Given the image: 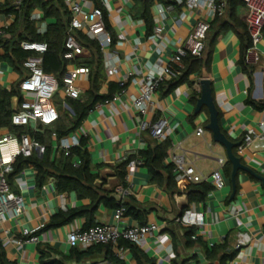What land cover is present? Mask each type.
I'll list each match as a JSON object with an SVG mask.
<instances>
[{
    "label": "crops",
    "instance_id": "crops-1",
    "mask_svg": "<svg viewBox=\"0 0 264 264\" xmlns=\"http://www.w3.org/2000/svg\"><path fill=\"white\" fill-rule=\"evenodd\" d=\"M161 4L166 5L160 0H111L108 22L114 44L102 53L100 94H116L118 81L128 72L137 68L141 73L135 76L137 82L127 84L126 94L118 101L94 107L71 133L84 141L89 151L90 172L97 193L101 197L124 200L139 214L138 218L125 215L117 221L116 209L102 201L96 208L94 223L116 224L120 228L141 223L156 224L158 231L149 233L140 244H135L134 249L124 246V258L116 256V250L107 245L92 246L91 250V247L70 246L67 240L70 227L84 228L86 217H78L59 228L40 230L37 242L17 243L15 239L23 237L25 228L47 224L60 210L85 208L92 203L91 196L58 193L52 182L32 188L36 178L35 172L31 171L25 178L28 188L23 192L26 210L18 217L0 221V245L7 264H264V182L257 177L239 171L237 192L231 197L233 186L225 164V187L220 190L213 187L204 199L197 200L202 196L203 183L212 185L210 182L178 181V189L173 192L154 181L145 164L127 172L125 184L118 175L117 167L124 159L156 144L167 145L163 166L172 165L170 153L173 150L183 151L187 161L203 176L218 168V158L227 159L224 147L215 143L212 133L207 130L208 108L195 113L203 78L212 82L220 124L231 140L244 143L246 133L250 129L261 133L264 123V107L259 106L264 104V37L257 46L259 57L247 59V72L240 63L242 39L246 34L243 27L246 8L243 5L231 6L222 19L215 23V18L210 21L201 73H190L188 80L173 88L169 81L164 82L154 97L149 116L135 110L129 99L138 92L142 75L149 67L163 68L168 63L178 45L193 31L202 13L186 10V18L178 22L184 9L176 6L174 11L166 12L162 21L163 35L153 40L155 18ZM147 6L152 29L142 16ZM0 16L8 25L15 20L13 14ZM223 24L228 25L223 27ZM4 37L9 35L0 30V40ZM118 40L123 41V45H118ZM4 53L0 46V54ZM117 57L120 74L112 78L107 73L106 62L116 61ZM24 75L25 70L18 71L8 61L0 59V86L11 89ZM60 95L63 98V94ZM194 96H197L195 102ZM15 100L13 96L11 104ZM60 113L61 116L65 114L64 111ZM161 119L167 120L168 124L165 136L157 139L150 129ZM145 121L147 127L143 128ZM198 127H203L205 132L197 135ZM237 152L246 165L264 176V139L254 137L249 145ZM160 171L166 175L164 169ZM16 189L19 190L18 186ZM191 227L196 228L193 240L198 236L201 242L188 243L187 232ZM160 236H166L168 241H161ZM241 242L244 243L238 247ZM219 246L226 247L213 254V247ZM135 248L139 251L138 257ZM224 254L232 256L223 261Z\"/></svg>",
    "mask_w": 264,
    "mask_h": 264
},
{
    "label": "built area",
    "instance_id": "built-area-1",
    "mask_svg": "<svg viewBox=\"0 0 264 264\" xmlns=\"http://www.w3.org/2000/svg\"><path fill=\"white\" fill-rule=\"evenodd\" d=\"M180 7L184 9L179 14L178 22L186 18V10L201 11L200 19L197 21L193 31L187 38L178 45L175 53L170 57L168 63L163 68L149 67V70L142 75L138 85V92L129 99L135 110L145 116H149L150 107L154 103V97L162 84L178 78L184 68V60L188 56L201 57L206 50V39L210 30V21L217 16H223L227 10L229 0H175ZM245 3L246 18L245 22L251 38V47L247 52V59L251 56H258V45L264 37V0H241ZM70 21L66 32L64 58L68 60L67 70L62 78V85L53 74L45 72L43 67V54L47 51L48 45L45 42L24 40L21 42V48L26 51L36 53V56L28 57L23 66L26 74L20 81V97L15 95V101L12 105L13 114L11 116V125L20 129L11 131L9 127H0V221L12 219L20 216L26 210V200L24 191L28 186L25 178L31 171H36L32 167H26L16 173L11 178L10 175L15 171L14 163L19 156L28 158L33 155L43 156L47 152V145L37 136L45 135L47 129L50 130L52 140L51 158L62 154L69 157L75 147L81 146V140L76 135H66L58 137L54 127L61 118V113L54 103V96L58 92L63 94L64 107L73 115L74 112L68 104V99H79L85 90V85L90 79V68L79 62L90 56V50L84 45L83 37L89 40L97 41L102 53L114 44L112 32L107 27L105 12L107 15L111 12V0H65ZM176 5L161 4L159 6V15L155 18L154 34L152 39L161 37L164 33L162 21L166 17L167 11H174ZM31 20L35 22L38 33L47 31L48 23L44 19L41 11L35 10L31 15ZM9 27L4 23L0 16V30L6 33ZM118 45H123V41L118 40ZM119 58L116 61H107V73L110 77H116L120 74L118 65ZM141 71L137 68L128 72V74L118 81L119 91L111 98L97 102L94 107H101L111 102H116L120 97L126 94V87L129 82H137L135 76ZM167 120L161 119L153 123L151 134L157 139L165 136V127ZM143 128L147 127L146 121L143 122ZM197 135L205 132L203 127L197 128ZM254 137L264 139V123L261 124V133L257 134L255 130L250 129L244 138V143L240 147L249 145ZM170 161L173 165V172L176 180L200 183L210 182L217 190L223 189L226 185V178L223 168L227 162L225 157L217 159L218 168L213 170L208 176H203L196 168L187 161L185 152L172 151ZM143 164L141 158L133 159L127 165V172ZM74 167H79L80 162L75 160ZM12 179V181H11ZM48 182L55 184L53 178ZM45 183V184H46ZM18 186L19 190H15ZM30 187V186H29ZM37 187V184L31 186ZM30 187V188H31ZM13 188V189H12ZM125 216V207L116 209L115 217L120 221ZM46 224L41 223L35 228H25L22 231L23 237L15 239L17 243L24 241L37 242V233L45 228ZM156 224H137L134 226L120 228L116 224L96 223L88 228L71 226L67 235L70 246L87 249L97 245H110L116 250V256L124 258L125 248L120 245V241H128L134 244H140L149 233L158 231ZM161 241H168L166 236H160ZM244 243L238 244V247ZM172 252V246L169 247ZM1 264V262H0Z\"/></svg>",
    "mask_w": 264,
    "mask_h": 264
},
{
    "label": "trees",
    "instance_id": "trees-1",
    "mask_svg": "<svg viewBox=\"0 0 264 264\" xmlns=\"http://www.w3.org/2000/svg\"><path fill=\"white\" fill-rule=\"evenodd\" d=\"M160 1L167 5L174 4L178 6V3L175 0ZM97 4L100 5L99 3ZM237 5L245 6V3L241 0H229L227 10L229 7ZM35 10L41 11L44 15V19L48 23L47 31L43 34L37 32L35 22L31 20V15ZM227 10L223 16H217L214 23L222 19L226 15ZM0 14L15 15V20L6 29V34H8L9 37H4L0 40V46L5 50L3 55L0 54V59L8 61L18 71H22V69L25 70L23 66L24 61L28 57L36 56V53L23 50L20 45L21 42L24 40L45 42L48 45V49L43 54L44 70L49 74H53L59 81L60 85H62V78L69 63L68 60L64 58L66 32L70 21V14L65 0H3L0 2ZM105 16L107 27L109 30H111L106 12ZM142 16L148 22L150 29H152L153 22L148 6L144 10ZM227 25L223 24V27H227ZM243 27L246 31V34L242 39L240 63L248 72L249 66L247 64V52L252 43L246 22ZM83 39L84 45L90 50L91 54L89 57L79 63L87 65L90 68V79L85 85L83 95L79 99H71L68 102L74 114L71 115L69 112L63 114L55 125L54 129L57 132L58 137L71 134L80 125L89 111L94 108L97 102L104 101L113 96L112 94H100L99 81L102 76V52L100 51V45L97 41L89 40L86 37H83ZM184 64L186 69L182 71V74L178 78L169 81L170 88H173L188 80V75L190 73H201L200 68L203 66V56H188L185 58ZM19 84L20 82L16 85H13L11 89H6L0 86V127L7 126L11 131L20 130L11 125V116L13 114L11 98L15 95H18L19 97L21 96ZM113 87L114 86L112 85L111 92ZM196 100L197 96H194L193 101L195 102ZM259 106L264 107V104ZM37 138L47 145V152L43 156L33 155L32 157L28 158L19 156L14 163L15 171L10 175V177L12 178L14 174L22 171L26 167H32L36 171L35 178L37 187H42L49 178H53L58 193L76 192L79 197L91 196L92 200V203L89 207L68 209L67 211L60 210L51 217L44 229L62 227L73 222L74 219L78 217H86V224L84 228L93 226L96 224L94 223V214L96 208L102 201L109 207L115 209L124 206L125 215H132L135 218L139 217L138 210L128 205L124 200L117 201L115 198H108L106 196L101 197V195L97 193V188L93 186L94 176L90 172V155L84 141H81V146L72 149L69 157H64L62 154H60L55 158H51L52 140L50 138V130L47 129L45 135L37 136ZM166 156L167 145L156 144L149 147L145 151H140L138 155L132 154L124 159L117 167L118 175L125 184L127 165L131 160L141 158L143 160V164L149 168V171L153 176V180L160 185H165L170 191L174 192L178 189V181L176 180L173 172V165H169L167 167L163 166V160ZM75 160L80 162L79 167L73 166V162ZM161 169L166 171V175L161 173ZM225 170L227 175L232 174L231 163H226ZM212 188V185L203 183L201 188L202 196H199L197 200L204 199L206 197L205 195ZM141 225H144V223H141ZM195 235L196 228H189L187 232L188 243L201 242V239L198 236H196V238L193 240ZM120 245L123 247L128 245L133 249L135 247L134 243L124 240L120 241ZM107 247L109 248L111 246L107 245ZM225 247L226 246H219V248L213 247L212 253L214 254L216 251L218 252L219 249H225ZM92 248L93 247L89 248V250ZM134 253L136 257L139 256V251L136 248ZM213 254H211V256ZM230 256L228 254H224L222 260L224 261L227 258H230ZM0 262L1 264H7L1 245Z\"/></svg>",
    "mask_w": 264,
    "mask_h": 264
},
{
    "label": "water",
    "instance_id": "water-1",
    "mask_svg": "<svg viewBox=\"0 0 264 264\" xmlns=\"http://www.w3.org/2000/svg\"><path fill=\"white\" fill-rule=\"evenodd\" d=\"M201 96L197 100L195 113H200L204 107L209 111V123L207 124V130L212 133L213 141L224 147L228 162L232 165L231 182L233 186V192L231 197H234L237 188L236 180L239 171H245L251 175L257 177L264 182V176L256 173L244 162L243 158L238 154L237 149H240L242 142H234L231 140L226 132L222 129L219 119V109L214 98L212 90V82L210 79L203 78L200 81Z\"/></svg>",
    "mask_w": 264,
    "mask_h": 264
},
{
    "label": "rangeland",
    "instance_id": "rangeland-1",
    "mask_svg": "<svg viewBox=\"0 0 264 264\" xmlns=\"http://www.w3.org/2000/svg\"><path fill=\"white\" fill-rule=\"evenodd\" d=\"M53 100H54V103H55L56 107L58 108V110L64 111V113H68V110H66L64 107V100L61 97L59 92L57 94H55Z\"/></svg>",
    "mask_w": 264,
    "mask_h": 264
}]
</instances>
